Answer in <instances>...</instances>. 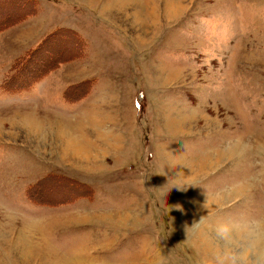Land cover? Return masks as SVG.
Instances as JSON below:
<instances>
[{"label": "rangeland", "instance_id": "rangeland-1", "mask_svg": "<svg viewBox=\"0 0 264 264\" xmlns=\"http://www.w3.org/2000/svg\"><path fill=\"white\" fill-rule=\"evenodd\" d=\"M217 198L264 209V0H0V264H199Z\"/></svg>", "mask_w": 264, "mask_h": 264}, {"label": "clouds", "instance_id": "clouds-1", "mask_svg": "<svg viewBox=\"0 0 264 264\" xmlns=\"http://www.w3.org/2000/svg\"><path fill=\"white\" fill-rule=\"evenodd\" d=\"M194 184L177 181L172 184L178 190ZM171 187L163 193L166 196ZM182 210L180 205H175ZM204 207L207 208V202ZM221 207L217 198L211 211L186 228V234L194 230L204 235L211 245V251L203 255L199 264H264V209L254 217L239 220L214 221L216 208Z\"/></svg>", "mask_w": 264, "mask_h": 264}, {"label": "bare ground", "instance_id": "bare-ground-1", "mask_svg": "<svg viewBox=\"0 0 264 264\" xmlns=\"http://www.w3.org/2000/svg\"><path fill=\"white\" fill-rule=\"evenodd\" d=\"M77 148H79V146Z\"/></svg>", "mask_w": 264, "mask_h": 264}]
</instances>
